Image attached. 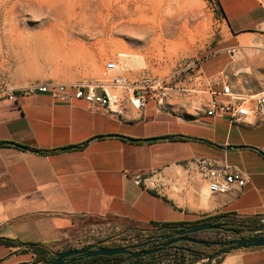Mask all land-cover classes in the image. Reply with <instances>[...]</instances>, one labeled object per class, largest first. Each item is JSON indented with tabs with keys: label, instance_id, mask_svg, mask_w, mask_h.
Here are the masks:
<instances>
[{
	"label": "crops",
	"instance_id": "1",
	"mask_svg": "<svg viewBox=\"0 0 264 264\" xmlns=\"http://www.w3.org/2000/svg\"><path fill=\"white\" fill-rule=\"evenodd\" d=\"M214 1L223 36L195 61L199 70L212 90L228 83L244 95L263 91L264 79L253 83V44L264 42V2ZM91 61L96 68L88 69L89 57L80 76L100 71L101 58ZM170 102L176 111L157 112L149 101L140 110L128 104L117 117L49 93H0V237L12 240L0 242V264H39L31 243L47 247L48 256L93 243L97 228L107 229L112 245L125 232L173 229L167 225L205 216L260 225L264 123L229 124L182 98ZM197 156L225 162L248 180L210 193L187 165ZM211 264H264V247L231 250Z\"/></svg>",
	"mask_w": 264,
	"mask_h": 264
},
{
	"label": "rangeland",
	"instance_id": "2",
	"mask_svg": "<svg viewBox=\"0 0 264 264\" xmlns=\"http://www.w3.org/2000/svg\"><path fill=\"white\" fill-rule=\"evenodd\" d=\"M152 1L160 9L163 35L155 45L146 46L140 37L132 41L126 35H112L111 0H0V88L39 81L102 80L105 62L118 59L121 52L129 55L119 58L129 77L142 70L165 75L180 64L195 62L223 36L214 0ZM79 11L90 14L94 20L80 23L73 16ZM98 56L102 60L100 71L93 76H80L89 57L88 69L96 68L91 60ZM246 58V71L250 73V59ZM261 78L264 79V42L258 41L253 44V83L262 81ZM194 236L219 240L223 234L206 230ZM121 243L133 241L123 239ZM178 246L184 250L175 254ZM195 251L204 252L197 261L192 259ZM207 251L208 248L193 243L178 242L145 257L143 262L207 264Z\"/></svg>",
	"mask_w": 264,
	"mask_h": 264
},
{
	"label": "built area",
	"instance_id": "3",
	"mask_svg": "<svg viewBox=\"0 0 264 264\" xmlns=\"http://www.w3.org/2000/svg\"><path fill=\"white\" fill-rule=\"evenodd\" d=\"M119 58H122L120 53L118 59L112 58L105 62L102 80L31 82L21 87L5 85L0 88V93L8 99L15 98L16 93H49L68 103L81 100L88 107L99 106L109 115L117 117L125 112L128 104L140 110L149 101L154 104L157 112H173L177 106L170 100L182 98L191 110H202L207 116L224 118L229 124L255 126L264 123V90L244 95L233 91L228 83L223 84L220 91L212 90L196 62L180 64L165 75L142 70L131 78ZM187 165L197 170L210 193L228 192L233 187H242L248 180L242 170L233 169L225 162L219 163L210 157H193L187 161ZM259 223L253 234L264 235V216L260 217ZM93 233L98 241L105 238L108 232L106 228H97ZM240 233L246 234V231ZM221 234L223 237L219 240L235 236L232 232ZM122 237L135 242L132 233L125 232ZM175 250V254H180L184 249L176 247Z\"/></svg>",
	"mask_w": 264,
	"mask_h": 264
},
{
	"label": "water",
	"instance_id": "4",
	"mask_svg": "<svg viewBox=\"0 0 264 264\" xmlns=\"http://www.w3.org/2000/svg\"><path fill=\"white\" fill-rule=\"evenodd\" d=\"M145 140L150 141L153 140V138ZM223 219L224 218L220 216L210 222L177 225L170 232L150 234L145 236L140 241L115 246L109 245L108 242L110 238L105 237L96 242L88 243L82 247L54 252L52 257L44 264H69L82 258L97 255L113 256L117 254H124L126 255V259L139 258L163 251L170 245L178 242L193 243L204 248L217 247L216 250L205 255L207 260L225 254L231 250L264 247V235L253 234V231L258 229L257 227H248V225L244 223L239 224L238 228H243L246 231V234H241L240 231L233 227H225L226 224L218 223L220 221L223 222ZM163 229L164 228H158L157 231H161ZM206 230L232 232L235 236L224 240H204L194 236L195 233ZM153 241H157V243L149 247L148 245ZM177 248L179 250L184 249L180 246Z\"/></svg>",
	"mask_w": 264,
	"mask_h": 264
},
{
	"label": "bare ground",
	"instance_id": "5",
	"mask_svg": "<svg viewBox=\"0 0 264 264\" xmlns=\"http://www.w3.org/2000/svg\"><path fill=\"white\" fill-rule=\"evenodd\" d=\"M159 11L160 9H156L152 0H111L112 35L114 37L126 35L132 41L136 37H140L146 46L155 45L163 35V28L159 22L161 16ZM73 16L78 17L79 22L84 24L91 23L90 20H94L91 19L90 14L84 11L74 13ZM115 42L119 43L120 46L123 45L117 39H115ZM120 54L123 59L129 56L124 52Z\"/></svg>",
	"mask_w": 264,
	"mask_h": 264
},
{
	"label": "trees",
	"instance_id": "6",
	"mask_svg": "<svg viewBox=\"0 0 264 264\" xmlns=\"http://www.w3.org/2000/svg\"><path fill=\"white\" fill-rule=\"evenodd\" d=\"M4 142H0V144H2ZM217 217L220 216H205L199 219H196L194 221H190L188 223L185 224H193V223H201V222H210L214 219H216ZM223 217V224H228L230 223L231 225H235L236 227H238L239 224L244 223V218L240 219L236 216H221ZM246 224V223H244ZM163 225V224H162ZM167 226H170V228H174V224L170 223ZM236 230L240 231L242 229L239 228H235ZM149 230L147 229H138L136 236L138 237V239H140L141 237H143L144 235L148 234ZM110 240L113 238L112 236L109 237ZM109 240V241H110ZM0 242L5 243V244H11L12 240L8 239V238H4V237H0ZM121 242H113V244L111 246H115V245H121ZM30 246L32 247L33 252H35L37 254V261L39 262V264H44L48 259H50L53 255H48L50 250L47 247H44L42 245H38V244H33L31 243ZM204 253H202L201 251H195L193 252V260L197 261L199 259H201ZM155 253L147 255V256H143V257H139V258H128L126 259V255L124 254H117V255H113V256H104V255H97V256H91V257H87V258H82L80 260L74 261L72 263L69 264H149V263H144L143 259L145 257H152L154 256ZM216 258V257H214ZM210 259L207 261V264H211V261L214 259Z\"/></svg>",
	"mask_w": 264,
	"mask_h": 264
},
{
	"label": "flooded vegetation",
	"instance_id": "7",
	"mask_svg": "<svg viewBox=\"0 0 264 264\" xmlns=\"http://www.w3.org/2000/svg\"><path fill=\"white\" fill-rule=\"evenodd\" d=\"M219 224H223V223H225V222H222V221H220V222H218ZM225 227H233V228H238V227H236L235 225H231L230 223H228L227 225H225ZM174 229V228H173ZM173 229H163V230H161V231H157V229H153V230H150L149 231V233L148 234H146V235H144L143 237H141L140 239H139V241L140 240H142L145 236H147V235H150V234H155V233H165V232H170V231H172ZM239 229H242V230H240V231H243L244 229L243 228H239ZM157 243V241H153L151 244H149L148 246L150 247V246H153V245H155ZM217 249V247H211V248H208V251L206 252V254L207 253H209V252H212V251H214V250H216Z\"/></svg>",
	"mask_w": 264,
	"mask_h": 264
}]
</instances>
